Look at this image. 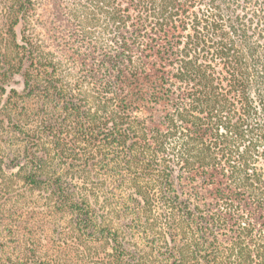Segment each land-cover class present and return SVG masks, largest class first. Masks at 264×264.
Wrapping results in <instances>:
<instances>
[{
    "label": "trees",
    "instance_id": "obj_1",
    "mask_svg": "<svg viewBox=\"0 0 264 264\" xmlns=\"http://www.w3.org/2000/svg\"><path fill=\"white\" fill-rule=\"evenodd\" d=\"M1 2L0 264H264V0Z\"/></svg>",
    "mask_w": 264,
    "mask_h": 264
},
{
    "label": "rangeland",
    "instance_id": "obj_2",
    "mask_svg": "<svg viewBox=\"0 0 264 264\" xmlns=\"http://www.w3.org/2000/svg\"><path fill=\"white\" fill-rule=\"evenodd\" d=\"M1 10H2V2L0 0V13L2 12ZM33 27L35 28L36 32L41 37H42V35H44L45 31H44L43 28L41 29V28H39L37 26H34V24H33ZM3 44H4V42H3L2 38L0 37V45H3ZM67 72H70V71L68 70ZM70 75L72 76V74H70ZM65 80H66L65 83L67 85H70L73 82L72 79L70 78V76H67V79L65 78ZM21 87H22L21 79L19 77H14L13 83H12V85L9 88H7V91L10 88H16L17 90H20ZM84 90L87 91L88 87H85ZM1 131L2 130L0 129V132ZM9 176H10V173L5 169L4 166H2L0 164V188L6 186L7 188H9V189L11 188L12 189V188H15L16 186H17V188L20 186V183L18 182L17 179L12 178L10 180L8 178ZM100 178L101 177L99 175L95 174V175L89 177V181L92 182V184H94V186L99 187V186L102 185V184L99 185L97 183V182H99L101 180ZM33 195L34 196L31 197L32 198L31 202L35 203L34 205H36V206L35 207H34V205H27V206L28 207L30 206L31 208H35V210L37 212L40 211V212L43 213L44 210L46 209V204H47V201L45 202L44 196H47V194L44 193V195H43L42 192H35ZM52 221H54V220H52ZM61 224H65V222L61 221ZM61 224L57 223L58 226L61 225ZM67 230H69V229H67ZM58 231H59V227H58L57 232ZM71 231L68 234V236H69V242H68L69 244L68 245H70L69 248H71V250L69 249L70 250L69 259H70V262L72 264H82L83 260L85 258H87L89 255H91V254L94 255L96 252H101L102 251L99 248H94V246L93 247H87V246L79 244L78 241H75V238H76L75 233L71 232ZM57 232L54 233V234H57ZM54 234H52L51 236L53 237ZM62 237H63V234L60 236V240L62 239ZM76 260H78L79 263L76 262Z\"/></svg>",
    "mask_w": 264,
    "mask_h": 264
}]
</instances>
